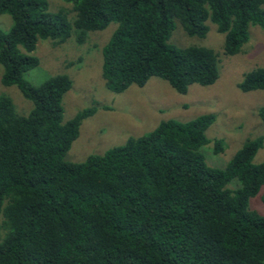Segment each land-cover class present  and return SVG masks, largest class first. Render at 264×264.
Listing matches in <instances>:
<instances>
[{
  "label": "trees",
  "instance_id": "trees-1",
  "mask_svg": "<svg viewBox=\"0 0 264 264\" xmlns=\"http://www.w3.org/2000/svg\"><path fill=\"white\" fill-rule=\"evenodd\" d=\"M64 1L73 4L72 24L50 13L47 0H0V15L12 21L8 32L0 30L1 83L16 86L33 106L19 116L0 97V264H264V214L248 207L264 185V162L253 163L264 137L217 169L200 152L215 117L170 119L101 156L68 163L94 109L64 122L69 77L52 76L39 87L23 79L39 65L32 55L38 40L59 45L74 31L82 44L88 32L115 22L101 48L107 89L122 93L158 78L184 95L191 85L215 83L218 57L170 45L175 21L199 38L212 23L224 36V54L235 56L250 27L264 29V0ZM238 89L264 91V66L245 73ZM258 112L264 124V108ZM223 148L214 143L215 153Z\"/></svg>",
  "mask_w": 264,
  "mask_h": 264
},
{
  "label": "rangeland",
  "instance_id": "rangeland-1",
  "mask_svg": "<svg viewBox=\"0 0 264 264\" xmlns=\"http://www.w3.org/2000/svg\"><path fill=\"white\" fill-rule=\"evenodd\" d=\"M50 13H61L72 24L75 19L73 4L64 0H47ZM11 17L0 15V30L8 32ZM204 38L188 36L181 24L175 28L168 43L178 49L203 47L218 57V78L210 86L191 85L186 94L176 93L169 84L151 78L143 87L131 86L122 93H113L106 87L102 76L101 48L107 43L117 24L111 22L102 31H90L85 41L78 44L76 34L62 44L52 40H38L33 56L39 65L23 74V79L39 87L48 78L66 75L71 80L70 89L62 99L63 121L71 120L79 112L94 109V114L84 119L79 135L65 155L68 163H83L89 156H101L109 149L124 145L129 138H137L153 131L162 121H191L202 115H213L215 121L206 130L209 143L200 149L209 167L223 169L244 143L264 137V124L259 109L264 108V91L243 93L238 84L244 74L264 66V29L249 28V41L235 56L223 51L224 36L215 25L207 23ZM0 97L11 100L16 113L26 116L32 103L26 100L16 86L1 83ZM222 141V152H214V143ZM264 162L263 147L254 156L253 163ZM234 183V182H233ZM230 184L235 189L236 184ZM264 185L259 193L249 199V210L264 214Z\"/></svg>",
  "mask_w": 264,
  "mask_h": 264
}]
</instances>
